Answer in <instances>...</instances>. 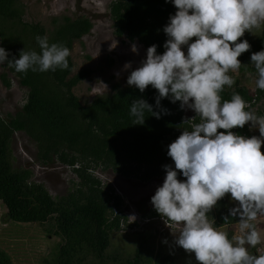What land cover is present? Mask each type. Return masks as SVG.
Instances as JSON below:
<instances>
[{"label":"trees","instance_id":"1","mask_svg":"<svg viewBox=\"0 0 264 264\" xmlns=\"http://www.w3.org/2000/svg\"><path fill=\"white\" fill-rule=\"evenodd\" d=\"M108 9L115 36L137 41L145 52L153 44L157 45L158 54L165 51L168 37L163 28L170 15L177 11L172 0H111ZM24 14L25 6L20 0H0V47L8 51L9 60L13 56L19 58L22 50L40 53L37 35L47 36L50 45L63 44L71 53L73 43L93 27L87 16L62 15L53 18L52 27L46 29L39 23L27 22ZM253 31L252 35L246 31L240 38V41L247 40L251 47L238 59L240 70H248L256 77L251 55L264 49V25ZM67 59L69 68L64 70L33 72L29 69L27 73H18L8 66L19 84L27 88V95L15 113L0 114V202L6 208V220L48 224L46 231L60 239L54 256L48 260L50 264H180L161 248L153 252V243L149 246L140 241L125 257L119 250H108L113 232L136 227L138 222H128L127 215L120 210L121 196L108 184L104 185L94 171L110 170L141 182L166 177L162 166L168 164L175 168L167 155L168 145L184 129L191 130V123H198L199 117L195 112L187 115L179 101L172 103L164 98L161 106L169 114L157 119L146 112L144 124L134 125L135 118L130 115L134 99L142 97L155 106L158 92L151 85L141 93L135 86L122 87L115 83L110 92L82 104L73 87L88 78L92 70L82 68L72 74L71 55ZM0 75L3 85L9 88L10 79L4 73ZM234 92L250 103V108L257 105L258 116L264 115V90L255 87L250 92L235 79L231 88L225 86L222 100L230 99ZM154 111L159 109L154 107ZM17 131L35 142L37 162L43 165L58 162L69 167L77 181H71L72 187L65 194L53 197L42 183L30 179L33 173L28 166H13L10 144ZM232 131L245 137L258 136L248 124ZM261 151L264 152V144ZM178 179L186 178L178 171ZM229 197L226 194L208 213L216 227L230 226L240 219L239 215L230 216L233 204ZM142 208L143 217L161 216L154 207L145 209L144 204H139V209ZM228 237L231 239V234ZM251 250L257 255L255 248ZM0 264H12L1 250Z\"/></svg>","mask_w":264,"mask_h":264},{"label":"clouds","instance_id":"2","mask_svg":"<svg viewBox=\"0 0 264 264\" xmlns=\"http://www.w3.org/2000/svg\"><path fill=\"white\" fill-rule=\"evenodd\" d=\"M172 3L177 11L163 28L168 37L165 51L158 54L157 45L149 46L146 58L127 77V84L141 93L149 85L157 90L155 106L142 97L134 99L130 115L135 118L134 125L144 124L146 112L159 119L162 114H169L161 106V100L169 98L172 103L179 101L181 109L193 110L199 122L191 123V130L184 129L168 145L167 155L175 168L162 166L166 177L151 197L161 216L151 219L164 225V218L172 229L165 227L172 231L174 243L187 253H194L199 264H264V253L249 251L264 242L256 225L258 217L264 215V115L256 114L257 105L246 110L250 103L238 93L234 92L230 99L222 100L221 96L225 86L231 88L235 84L229 73L240 69L238 57L251 47L240 38L246 31L264 25V0ZM36 41L40 53L22 50L19 58L13 56L11 60L8 51L0 47V64L7 62L18 73L69 68L68 47L50 45L47 36L37 35ZM132 51H138L135 45ZM251 63L256 71L254 88L264 90V50L252 53ZM131 67L129 61L122 70ZM154 107L159 111H154ZM249 122L251 128H258L259 136L245 137L232 131ZM178 171L185 180L178 179ZM226 194L238 202L229 210L230 216L240 217L239 234L231 239L214 226L208 215Z\"/></svg>","mask_w":264,"mask_h":264},{"label":"rangeland","instance_id":"3","mask_svg":"<svg viewBox=\"0 0 264 264\" xmlns=\"http://www.w3.org/2000/svg\"><path fill=\"white\" fill-rule=\"evenodd\" d=\"M25 6L24 19L27 22L39 23L46 29H50L53 18L62 15L71 17L84 15L91 19L93 27L79 41H75L71 50L73 61L72 74L82 68L92 70L88 78L78 82L73 87L74 94L82 104H86L96 95L110 92L115 83L127 86V77L130 72L139 67L146 58V52L137 41H129L125 36L117 37L113 33L112 20L109 16V4L111 0H20ZM255 30V29H254ZM254 31L248 33L252 35ZM133 45L138 49L132 51ZM187 54V46H183ZM264 50V49H263ZM131 62L132 67L122 70L126 62ZM6 74L11 86L5 87L0 75V114L15 113L24 103L27 88L22 87L17 77L9 71L8 65L0 64V74ZM119 73V76H117ZM234 79L240 84H245L250 92L256 85V77L248 70H238L232 73ZM191 116L194 111L184 109ZM249 126L251 122L247 123ZM251 128V127H250ZM260 135L258 128H251ZM263 147V144H262ZM12 164L14 167H29L32 170L30 179L40 182L53 196L65 194L72 186L71 181H77L70 169L58 162L43 165L36 161V145L32 139L22 131L13 134L10 144ZM96 175L113 188L114 193L122 198L120 210L127 217L128 222L137 221L136 227H128L110 236L108 250H119L122 256L131 254L137 244L142 241L144 245L153 243V252L162 249L172 254L180 264L188 261H196L194 253H187L182 247L174 243L172 231L163 229L155 219L142 221L144 209H139V204H144L145 209L153 207L151 197L156 189L164 182L165 176L155 177L147 182H141L136 178H126L110 170H97ZM106 189V188H105ZM233 208L238 202L229 197ZM135 217V219H134ZM239 220L233 225L219 227L227 234H239ZM48 224L16 223L6 220V208L0 202V250L4 251L11 259L12 264H50L49 258L54 256V250L60 242L58 236L48 233ZM50 225V224H49ZM257 228L264 237V215L258 217ZM165 227V225H164ZM167 240V243L164 241ZM252 248L249 251L252 253ZM255 252L264 253V242L257 245ZM254 254V253H253Z\"/></svg>","mask_w":264,"mask_h":264},{"label":"built area","instance_id":"4","mask_svg":"<svg viewBox=\"0 0 264 264\" xmlns=\"http://www.w3.org/2000/svg\"><path fill=\"white\" fill-rule=\"evenodd\" d=\"M68 168H69V167H68ZM161 218H162V217H161ZM148 219H151V217H150V218H148V217H147L146 219H144V222H146ZM162 221H164V225H165V227H166L167 229H170V230H172L170 227H168V226H167V224L165 223V220H164V218H162ZM164 225H163V226H161L163 229L165 228V227H164ZM173 230H175V229H173Z\"/></svg>","mask_w":264,"mask_h":264}]
</instances>
